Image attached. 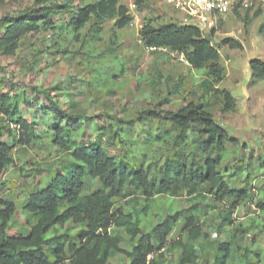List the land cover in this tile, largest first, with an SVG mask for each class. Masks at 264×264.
<instances>
[{"label": "rangeland", "instance_id": "374dc122", "mask_svg": "<svg viewBox=\"0 0 264 264\" xmlns=\"http://www.w3.org/2000/svg\"><path fill=\"white\" fill-rule=\"evenodd\" d=\"M35 1H6L0 5V18L17 16L32 9ZM96 1L64 0L62 4L68 3V11L75 12ZM121 2L127 5L124 0ZM67 16V11L56 13L54 29L25 38L14 57H0V91L10 92L8 80L19 85L17 91L24 92L29 102L38 99L33 108L26 104L22 107L29 118L30 111L34 112L42 104V97H38L33 88L50 91L57 83L66 87L72 79V85L80 88V92L66 88L56 93L61 96L74 90L72 97L80 102L77 113L83 115L81 122L90 124L89 137L85 140L96 139L92 128L98 125L100 133H106L102 142L111 153L123 154L131 167L144 165L147 168L150 164L152 175L155 170L157 172V166L162 169L166 163L184 154L188 159H194L196 165L204 163L201 157L191 158L194 142L202 144L206 139L201 134L202 128L193 126L181 130L164 117L167 112H176L192 102L203 105L236 141L225 144L220 166L224 181L232 191H246L248 196L234 205L236 198L229 196L220 201L209 192V185L197 191L205 198L185 192L175 197L159 196L150 201L147 214H141L143 224L154 225L167 214L179 212L181 220L169 237V241L174 242L181 236L184 215L190 208L197 207L199 224L208 236L199 242L206 264H213L218 238H231L235 243L228 264H246L245 251L258 248L262 250L261 261L264 263V212L258 209V205L264 203V80L253 78L249 68L252 60L264 62V0H252L248 8L235 9L220 18L214 33L205 31V37L218 48L225 69L223 81L214 87L230 92L236 100L235 111L229 113L223 112L222 97L213 88L206 91L205 69L195 70L182 55L167 49L152 51L141 41L140 32L148 22L156 27L169 23L196 25L195 20L174 10L168 0H144L139 9L130 13V24L122 30L115 28V19L106 20L98 42H90V26L81 31L79 41L74 39L73 30L64 27ZM93 24L94 21L90 23ZM226 39L234 40L239 47L232 49L223 44ZM62 97L65 101L68 98L67 95ZM41 112L45 111L42 109ZM42 117L45 126L41 127L40 122L42 130L55 123L50 109L40 119ZM109 132L120 136L122 143H113ZM41 135L44 136L42 142L15 149L14 163L0 179V201H10L17 209L10 236L26 231V207L30 196L47 186L59 157L66 159L47 146L46 133ZM130 138H138V142L124 144L123 141ZM4 140H8V134ZM97 184L90 187L89 193L97 188ZM143 204L144 198L131 189L125 198L117 200V206L126 214L137 211ZM228 211H233L231 224L220 227L222 217ZM117 233L126 236L128 241L129 237L120 228L112 230V234ZM74 240L78 241L77 236ZM123 248L128 250L130 247L124 244ZM179 255L180 250L173 251L163 264H176ZM248 256L253 255L249 253ZM249 262L256 263L255 260ZM110 264H128L127 256L121 253Z\"/></svg>", "mask_w": 264, "mask_h": 264}, {"label": "trees", "instance_id": "16d2710c", "mask_svg": "<svg viewBox=\"0 0 264 264\" xmlns=\"http://www.w3.org/2000/svg\"><path fill=\"white\" fill-rule=\"evenodd\" d=\"M6 1L19 0H0V5ZM63 1L36 0L32 9L17 16L0 18V57H14L25 38L54 29L56 13L68 12L64 27L73 30L74 39L78 41L81 31L89 26L90 42H98L106 20L115 19V28L119 30L126 28L131 21L129 8L122 4V0H98L75 12L68 11L69 4H62ZM134 1L139 9L144 0ZM92 21L94 24L90 25ZM214 32L213 28L210 33ZM205 34L196 26L169 23L156 27L148 22L140 32V38L146 47L154 51L167 49L185 56L193 69H205L206 91L213 88L222 97L223 112H233L236 108L233 95L214 87L223 81L225 69L221 65L218 48ZM223 44L232 49L239 47L231 39L224 40ZM249 68L253 78L264 80L263 61L252 60ZM68 81L66 87L61 83L55 84L50 88L53 93L33 88L37 96L42 97V104L34 112L30 111L29 118L24 115L22 107L26 104L28 108H33L38 99L29 102L24 92L17 91L19 85L8 80L10 92L0 91V179L13 165L15 149L42 142V132L48 137L47 146L60 156H66L65 160L59 157L47 186L30 196L25 232L9 235L17 209L10 201H0V264H110L121 253L127 256L128 264H163L177 249L180 255L176 264H206L207 259L199 242L208 236L199 224L200 218L196 213L200 210L197 207L190 208L184 215L181 236L174 242H170L169 237L181 220L179 212L167 214L156 224L145 226L142 215L147 214L150 201L159 196L175 197L185 192L205 198L197 191L207 185L216 199L223 201L231 196L237 199L234 205L241 203L248 193L232 191L220 172L225 144L236 141L229 137L203 105L189 103L176 112H167L164 117L181 130L193 126L202 128L201 134L206 139L202 144L194 142L191 158L201 157L204 163L196 165L194 159H188L184 154L166 163L162 169L157 166V172L155 170L152 175L150 164L147 168L144 165L131 167L123 154L111 153L102 142L106 133H100L98 125L92 128L96 139L85 140L89 137L87 129L90 124L81 122L83 115L77 113L80 102L72 97L74 90L75 93L81 90L72 85V79ZM66 88L74 90L62 94L68 96L65 101L56 91ZM42 109L45 112L42 113ZM48 109L55 123L46 125V130H42L41 127L45 126L40 116ZM109 133L113 143H122L120 136ZM6 134L7 141L4 140ZM127 140L123 141L124 144L138 142V138ZM96 183L97 188L89 193L90 187ZM129 189L144 198L145 204L137 211L126 214L117 206V200L125 198ZM258 209L264 212V203L259 204ZM232 214L233 211H228L223 215L220 227L231 224ZM114 228H120L129 237L128 241L120 233L112 234ZM74 236L78 241L74 240ZM215 243L217 252L213 264H228L227 260L234 253L233 239L218 238ZM124 244L130 248L124 249ZM245 252L246 264H251L250 260H255V264H264L260 248ZM249 253L253 256H248Z\"/></svg>", "mask_w": 264, "mask_h": 264}, {"label": "built area", "instance_id": "2783aa9c", "mask_svg": "<svg viewBox=\"0 0 264 264\" xmlns=\"http://www.w3.org/2000/svg\"><path fill=\"white\" fill-rule=\"evenodd\" d=\"M124 1L127 3L130 13L137 10L134 0ZM250 1L252 0H168V4L174 10L195 20L196 25L194 26L205 32L215 28L220 18L233 13L235 9L248 8ZM48 37L50 38V36ZM150 49L154 51L153 48ZM181 57L185 58L183 55Z\"/></svg>", "mask_w": 264, "mask_h": 264}]
</instances>
